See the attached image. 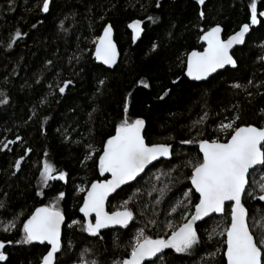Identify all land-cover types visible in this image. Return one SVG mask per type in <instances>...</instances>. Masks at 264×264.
<instances>
[{"label":"trees","instance_id":"1","mask_svg":"<svg viewBox=\"0 0 264 264\" xmlns=\"http://www.w3.org/2000/svg\"><path fill=\"white\" fill-rule=\"evenodd\" d=\"M42 2L0 0V100L6 101L0 103V242L5 245L0 251L7 257L0 264L40 263L46 245L9 241L21 239L23 222L37 207L55 202L65 215L59 264H77L82 255L98 264H113L127 257L128 245L139 229L153 239L166 238L171 234L168 221L178 228L190 217L198 199L191 195L195 192L188 162L200 155V140L225 142L229 134L219 131V125L237 115V126H264V18L258 15L260 22L251 28L244 45L233 51L235 69L194 83L184 75L187 54L202 49L199 37L214 26L222 28L225 39L250 24L252 0H205V5L196 0H159L160 7L157 0H52L48 13L41 11ZM256 3L258 13L263 11L264 0ZM200 11L205 13L203 19ZM136 20L141 21L142 34L133 45L128 25ZM106 24L112 26L120 52L113 69L93 58ZM17 31L21 36L13 40ZM66 81L71 84L61 94L59 86ZM237 83L240 88L232 86ZM125 101L130 119L145 120L146 144L171 145L172 154L108 200L109 212L121 210L123 201H129L126 207L133 212V220L128 227L93 237L80 231V225H68L73 219L84 221L79 207L85 191L77 187L86 190L105 178L99 173V155L124 116ZM205 112L204 122L195 123ZM184 140L195 142L181 143ZM89 152L92 156L86 158ZM44 160L65 172L66 181H50L42 190L46 194L37 196ZM261 176L264 172L257 169L248 177L246 189L254 195L243 196L252 231H257V222L264 216V201L254 187ZM62 191L65 198L55 200ZM184 192L190 193L189 199ZM178 201L182 205L173 212ZM229 220L226 206L223 216L196 227L200 244L192 255L169 249L162 254L163 260L155 259L157 264H226L225 237L219 232ZM9 221L15 227L5 232Z\"/></svg>","mask_w":264,"mask_h":264},{"label":"snow or ice","instance_id":"2","mask_svg":"<svg viewBox=\"0 0 264 264\" xmlns=\"http://www.w3.org/2000/svg\"><path fill=\"white\" fill-rule=\"evenodd\" d=\"M199 5H205V0H196ZM157 7H160L157 0ZM41 11L48 13L50 11V0H43ZM251 25H256L258 15L264 17V11L258 13L256 0L250 4ZM201 19L205 13L199 12ZM149 20H154L149 17ZM35 27V25H33ZM60 27L63 29V22ZM132 30V40L135 42L140 35L141 21L136 20L128 25ZM250 25L245 23L238 32L228 37L227 40L221 38L222 29L215 26L205 31L199 37L204 42L203 51H191L187 55L186 75L192 80L201 81L207 79L217 69H222L226 65L237 67V62L230 54L234 45L245 43V34L249 32ZM21 33L17 31L13 40L20 38ZM112 26L106 25L103 29V35L98 37L95 47V58L103 64L111 67L116 63L117 50L112 41ZM12 47L10 41L7 45ZM156 45L153 44V49ZM50 63V62H49ZM99 83L103 85L104 81ZM175 83V81H174ZM249 84L252 81L248 82ZM71 81L64 82L59 86V92L65 93L66 88ZM148 87L147 84L143 85ZM234 88H240V84H233ZM163 99V97H160ZM0 103H6L0 100ZM124 116L115 128V134L111 135L103 144V149L98 159V169L101 176L110 174L111 179L98 180L91 183V187L85 190L77 187L80 192L86 191L83 198V204L79 207L83 214L84 221L71 220L68 225L70 228L80 225V231L88 235L97 237L101 235V229L112 226L127 228L129 222L133 220V212L126 206L128 200L123 201L121 210L114 212L105 211V201L111 193L116 192L121 185L134 180L146 165L159 157L170 156V145L145 143L142 130L145 127V120L136 118L134 120L128 117V103L124 104ZM264 112V110H262ZM207 118L205 112L195 123L202 124ZM239 116H235L228 123L221 122L219 131L229 134L225 142L218 140L203 139L198 142L199 154L195 162H188L191 167L189 177L192 188L195 190L191 194L193 198L198 199L195 203V211L191 213V218L185 217V222L178 228L173 227L172 222L168 221L166 227L171 229V234L165 237L151 238L145 235L143 229H139L136 235L130 241L128 248L130 251L126 258L113 264H145V261H151V264H157V260H163L162 254L165 249H170L178 255H192L200 244L197 228L194 227L198 220L208 216L211 213H225V202H231L230 223L226 228L219 232V235L226 237L222 243L226 245L224 259L226 264H264V216H261L257 222L259 227L257 231H252L247 223L248 212L242 202V196L247 194L253 196V191H248L246 185L249 184L248 177L254 175L259 169L264 172V126L254 125L237 126L235 121ZM193 140L181 141L183 144H192ZM91 147V146H89ZM27 151H31L28 149ZM47 155V153H45ZM92 152L87 154L86 158H91ZM15 167L20 168V160L16 161ZM50 181H66V173L57 171L53 164L44 161L39 169V182L41 188L49 187ZM259 191V200L264 201V176H261L259 182L254 186ZM41 190H37V196H43ZM198 194V197H195ZM65 192H59L54 198L62 200L65 198ZM185 199H189L190 193L184 192ZM131 199V197L129 198ZM182 202L173 206L172 211ZM3 207V204H0ZM94 214L95 222L88 220V217ZM65 223V215L56 206L55 203L42 207H37L34 212L23 222L21 229L22 237L17 243L29 245L34 242L50 245L49 250L42 257V264H59L57 253L62 248L61 225ZM149 223H155L149 221ZM15 227L14 221H9L4 225L3 231L7 232ZM219 225H217V228ZM215 229L209 233L211 239L215 235ZM119 246V245H117ZM5 247L0 242V249ZM85 254L87 250H84ZM212 256L213 254H209ZM156 257L157 260L152 258ZM7 257L3 251H0V261H6ZM77 264H98L95 259L86 260L82 255Z\"/></svg>","mask_w":264,"mask_h":264},{"label":"water","instance_id":"3","mask_svg":"<svg viewBox=\"0 0 264 264\" xmlns=\"http://www.w3.org/2000/svg\"><path fill=\"white\" fill-rule=\"evenodd\" d=\"M51 1L52 0H50V3H51ZM263 11H264V9H263ZM264 18V17H263ZM106 25H110V24H106ZM105 25V26H106ZM250 25V28H249V32L248 33H246L245 34V41H246V39H247V37L249 36V34H250V32H251V28H252V26L253 25H251V23L249 24ZM104 26V27H105ZM243 26V25H242ZM241 26V27H242ZM215 27V26H214ZM240 27V28H241ZM104 29V28H103ZM222 29V28H221ZM209 30V29H208ZM240 30V29H239ZM239 30H237L236 32H238ZM236 32H234L233 34H235ZM204 33V32H203ZM203 33L201 34V35H203ZM141 34H142V31L140 32V35H139V37L137 38V40L135 41V42H133V40H132V30H131V40H132V44L134 45V44H136L137 42H138V40L140 39V37H141ZM233 34H231V35H233ZM103 35V30H102V32H101V34H100V36H102ZM223 30H222V32H221V38L222 39H224L223 38ZM231 35H229V36H231ZM99 36V37H100ZM228 36V37H229ZM228 37L227 38H225L224 40H227L228 39ZM112 41H113V43L116 45V50H117V57H116V63L115 64H113L111 67H109V66H107V65H105V64H103L101 61H98L96 58H95V47H96V43H95V45H94V51H93V58H94V60H95V62L98 64V65H101L102 67H104V68H106V69H113L114 67H116L117 66V64H118V62H119V60H120V52H119V49H118V46H117V44H116V42H115V40H114V31H113V29H112ZM96 42H98V39H97V41ZM199 44L200 45H202V49L201 50H195V51H203V47L204 46H206V45H204V42L203 41H201L200 39H199ZM244 45V43L243 44H237V45H234L233 46V48L230 50V54H232L233 53V51L235 50V49H237V48H241L242 46ZM192 51H194V50H192ZM191 52V51H190ZM189 52V53H190ZM188 53V54H189ZM187 54V55H188ZM234 58V57H233ZM261 61H262V63L264 64V54H263V56H262V58H261ZM186 63H187V56H186V61H185V71H184V75H185V77L189 80V81H191V82H194V83H203V82H206V81H208L210 78H212L213 76H215V75H217L218 73H220V72H222V71H224L225 69H227V68H229V69H235V68H233L231 65H226L224 68H222V69H217V71L215 72V73H212L207 79H205V80H201V81H195V80H192V79H190L189 77H187V75L185 74L186 73ZM146 126V125H145ZM144 130H145V127H144V129L142 130V135L144 136ZM114 134H115V132H114ZM113 134V135H114ZM145 143H146V141H145ZM171 146V145H170ZM171 151H172V146L170 147V156L169 157H159V158H157V160H155V161H152L150 164H148V165H146L145 166V168H144V170L142 171V172H140L139 173V175L134 179V180H131V181H129V182H127L126 184H123V185H121L120 186V188H118L117 190H116V192H114V193H111L110 195H109V197L106 199V201H105V211L106 212H108V210H107V203H108V200L111 198V197H113L120 189H122L123 187H125V186H128V185H131L132 183H134L137 179H139L147 170H149V169H151L156 163H158L159 161H168L170 158H171ZM198 151H199V146H198ZM104 177H106L107 179H111V176H110V174H105L104 175ZM95 182V181H94ZM190 186H191V188H192V185H191V181H190ZM247 186L248 185H246V188H247ZM91 187V184L88 186V188H90ZM87 188V189H88ZM86 189V190H87ZM193 189V188H192ZM193 191L195 192V190L193 189ZM86 195V191H85V193H84V195H83V198H84V196ZM197 195V197H198V194H196ZM244 196V195H243ZM243 196H242V202H243ZM83 204V200H82V203H81V205ZM225 205L226 206H231V202H225ZM42 207V206H41ZM35 211V210H34ZM33 211V212H34ZM195 211V207L193 208V211H192V213ZM230 211H231V207H230ZM109 213H111V212H109ZM32 214V213H31ZM79 214H80V216L84 219V217H83V214L82 213H80V211H79ZM224 215V213L223 214H220V213H211V214H209L208 216H206V217H204V218H202L201 220H198L197 222H196V224L194 225V227H197L199 224H201V223H203V222H205L206 220H208V219H210V218H212V217H221V216H223ZM191 218V215H190V217L188 218V219H190ZM88 220L89 221H91V222H95V219H94V214H91L89 217H88ZM246 220H248V216H247V218H246ZM130 223V222H129ZM229 223H230V220H229ZM63 225L64 224H62L61 225V233H62V229H63ZM114 229H122L120 226H112V227H109V228H105V229H101V233L102 232H105V231H109V230H114ZM226 238V237H225ZM34 244H36V245H42V244H39L38 242H34ZM43 245H46L47 247H48V250H49V248H50V245H47L46 243L45 244H43ZM167 250H169V249H165L164 250V252H166ZM226 251V245H225V250H224V252ZM163 252V253H164ZM162 253V254H163ZM46 254V253H45ZM58 254V253H57ZM162 254H158V256H161ZM153 260H155L156 259V257H154V258H152ZM148 262H150V261H145V263H148ZM225 262H226V260H225ZM39 264H42V259H41V261H40V263Z\"/></svg>","mask_w":264,"mask_h":264},{"label":"rangeland","instance_id":"4","mask_svg":"<svg viewBox=\"0 0 264 264\" xmlns=\"http://www.w3.org/2000/svg\"><path fill=\"white\" fill-rule=\"evenodd\" d=\"M257 25V24H256ZM44 161H46V160H44ZM43 161V162H44ZM43 162H42V164H43ZM37 188H38V190H43V188H41V186H40V182H39V177H38V182H37ZM55 204H57L56 202H55ZM1 250V249H0Z\"/></svg>","mask_w":264,"mask_h":264},{"label":"flooded vegetation","instance_id":"5","mask_svg":"<svg viewBox=\"0 0 264 264\" xmlns=\"http://www.w3.org/2000/svg\"><path fill=\"white\" fill-rule=\"evenodd\" d=\"M253 26H255V25H253ZM253 26H252V27H253ZM263 54H264V53H263ZM262 56H263V55H262ZM261 58H262V57H261ZM104 179H106V177H105ZM104 179H101V180H104ZM108 212H109V211H108Z\"/></svg>","mask_w":264,"mask_h":264}]
</instances>
